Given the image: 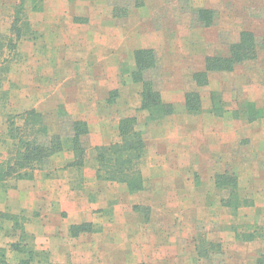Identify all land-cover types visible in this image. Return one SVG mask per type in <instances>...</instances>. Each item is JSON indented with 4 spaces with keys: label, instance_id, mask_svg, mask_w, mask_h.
Listing matches in <instances>:
<instances>
[{
    "label": "rangeland",
    "instance_id": "1",
    "mask_svg": "<svg viewBox=\"0 0 264 264\" xmlns=\"http://www.w3.org/2000/svg\"><path fill=\"white\" fill-rule=\"evenodd\" d=\"M199 9L214 13L211 27L206 28L199 22L196 13ZM101 19L105 41H100L97 35L92 37L94 41L88 40L90 33L98 31L96 27L92 29L90 22ZM244 30L253 31L258 37L261 51L257 60L244 63L233 73H212L210 85L198 87L192 79L193 73L205 67L207 56L227 55L230 45L239 41ZM158 33L164 35L162 43L156 41ZM135 37L140 39L138 43L143 40L146 47H156L149 49L156 51L158 65L148 73L147 78L154 82L163 96L165 94L168 99L179 102L177 105L184 103L187 93L196 92L207 99L204 104L208 109L212 92L219 90L227 104L225 110L231 116L235 110H241L242 103L247 101L256 103L259 108L264 107V0H0V162L8 158L12 143L8 137V119L32 110L43 115L51 135H71L73 123L79 120L88 124L89 132L91 126L93 134L87 138L84 136L82 142L86 149L84 167L91 165L93 171L96 169L93 165L96 137L108 136V141L116 139L119 118L136 117L145 137L147 134L160 136L164 133V120L146 126L147 120L140 115L143 110L140 108L134 112L132 108L133 97L136 93L141 97L142 91V85L134 83L130 75L135 65L134 55L138 50H147L131 49L133 45L135 47L131 43ZM107 56L109 59L106 61ZM262 119L254 122L243 120L237 141L231 144L225 141L229 146L221 148V153L216 150V139L212 134L205 136L194 132L187 138H181L180 133L177 138L171 134L175 137L176 146H182L187 154L179 161L184 164L189 160V150L192 155L193 167L185 174L182 172L183 183L178 181L179 184L170 185V189L183 197L179 198L180 204L177 201L163 204L144 194L135 206H129V209L140 212V223L134 225H148L153 207L165 208L170 204L169 217L164 226L168 224L172 230L184 223L186 225L187 221L194 227L190 228V236L194 235L190 254L198 253L195 245L209 242L208 238H212L210 234H215L213 243L222 245L221 253H212V259L202 260L201 263L198 259L197 264H245L250 245L240 244L242 241L237 239L236 229L252 232L264 226V210L255 205V199L264 204V200L259 199L264 196V140L257 132L259 136L250 139L253 145L247 138L248 130L256 129H249L250 124ZM16 120L18 124L22 123L20 119ZM198 124L196 121V126ZM68 144L65 151L73 153ZM224 155L231 163L222 166L224 170L220 172ZM52 157L37 171L52 170ZM74 159L75 155L64 168L55 169L52 174L56 176L60 172L81 170L68 166ZM215 164L220 167L215 168ZM226 171L237 176L240 195L248 202L237 214L222 206L221 201L229 197V191L216 185V176ZM40 175L43 176V173ZM18 182L10 179L0 186V207L10 203L13 206L8 194L16 190ZM187 186L205 200L204 212L208 218L194 221L186 215L192 208L188 197H194V194H184ZM92 188L91 197L94 200L105 190L100 185ZM143 191L147 192V189ZM111 204L115 205L116 201ZM11 208L14 209L7 207L5 214L18 217L24 230L27 228L28 236H31L26 242L42 253L41 258H49L54 264H100L106 260L101 257L100 248L87 250L86 256L78 254L74 258L70 254L67 257L66 249L60 250L56 246L53 251H56V256L60 255L56 259L62 263L55 262L53 251L38 242L39 236L47 238L50 235L37 234L38 217H29L27 212L16 215ZM129 209L126 207L127 212ZM12 224L10 220L4 222L0 247L8 250L10 262L16 264L18 259L11 251V244L20 240V231H14ZM148 231L143 234L146 238L150 236L151 241L154 239L152 235L159 234ZM94 232L95 229L91 232L93 234L82 233L83 236L78 239L73 238L79 235L73 236L70 244L79 248L92 239L100 240L101 236ZM216 233H225V238L221 237L219 242ZM140 235L143 237L142 233ZM166 235L173 237L174 232H166ZM257 241L251 247L264 250V240ZM261 257L264 258V254Z\"/></svg>",
    "mask_w": 264,
    "mask_h": 264
},
{
    "label": "crops",
    "instance_id": "2",
    "mask_svg": "<svg viewBox=\"0 0 264 264\" xmlns=\"http://www.w3.org/2000/svg\"><path fill=\"white\" fill-rule=\"evenodd\" d=\"M102 23L103 19L98 22H90L92 29L96 27L98 31L90 33L87 37L88 40L94 41L92 37L97 35L100 41H105L104 38L106 36L105 33L102 32L104 26ZM139 40L140 39L135 37V39L131 41L136 47L135 48L133 45V48H131L132 50L137 48H156L154 46L146 47L143 44V40L141 43H138ZM156 41L162 43L164 41V35L158 33V35H156ZM101 45L103 44L101 43ZM105 59L107 61L109 57L107 56ZM193 87L197 89L195 85ZM215 91L219 92V90ZM201 97L202 112L194 115L187 111L185 98L183 104L177 105L179 102L168 99L165 94L164 96L162 95L163 101L173 105L175 112L164 119L165 123L162 128L164 133L160 136H150V134H147L145 137L147 151L141 164V171L144 176L145 189H147V192L142 191L135 195L126 194L124 191L126 192L127 190L122 185L99 182L96 178V169L93 171V169L90 168L91 165H88V167L85 166L81 170H71L70 173L66 171L63 173L60 172L55 176L52 174L53 170L64 168V166L74 158L73 153L65 151L52 157L50 160L52 163V170L46 168L42 172L36 171L34 179L19 181L15 188L16 190L9 191L8 194V199L11 200L13 206H10V203L0 207V212L5 213L7 207H14V209H11L14 210V214L16 215L22 212L25 214V212H27L29 217L30 215L31 217H38L39 227L36 231L37 234H50L47 238L39 236L38 242L46 244L47 249H50V251H53L56 246H59L60 250H62V248L64 250L66 249V253H68L67 257L69 254L74 256V258L78 254L79 256H86L87 250L100 248L98 250H102L101 257L106 258L104 263L101 261L100 264H194L193 260L196 261L195 264H197L198 261L201 263L202 259L198 257V253H189L190 245H192L191 241H194V235L190 236V228L192 227L189 223L186 221V225L184 223L182 226L172 230L168 227V224L164 226L169 217L168 207L170 204L166 205L165 208L153 207L149 215V220L147 221L148 225L146 226L134 225L140 223V212L129 209V206L140 201L145 195H149L154 201L159 200L163 204L174 201L180 204L179 198L183 196H178L176 191L174 192L170 189V185L174 183L179 184V182L183 183L182 172L184 174L187 173L188 170L193 167V162L191 159V150H189L188 161L184 162V164L179 161L180 157L187 155L185 151H183L182 146H176L177 142L174 139L179 136V133L181 134V138L191 137L194 132H199V134L205 136L212 134L216 139V150L220 153L221 148L227 147L229 144L237 141L239 132L241 131L239 128L244 121L242 119L233 118L230 112L223 117L214 116L210 112L212 108L211 98L209 102L210 108L206 109L204 102L207 101V99L205 100L202 94ZM133 99L135 100L134 105L132 100H130V102L135 112L141 108V97L136 93ZM141 112H143L140 114L142 115V119L147 120L148 113L146 111ZM120 120L119 118L118 126ZM196 121L199 123L197 126ZM250 125L249 129L252 127H256V129L248 130L247 138L250 140L251 137L254 138L259 136L256 134L257 132L261 134L259 137L264 140V119L256 123H251ZM92 134L90 126V132L86 136L88 137ZM171 134H174L175 137ZM85 137L83 139H85ZM107 137L108 136L103 138L96 137L97 139L93 144L94 148L108 146L119 141V133L116 136L117 138L114 139L115 141H108ZM225 141L229 144L225 143ZM181 142L183 143V141ZM253 143L254 142L251 141L250 145H253ZM223 157L224 165H220V167L215 164V168L220 167V172L224 170L222 166L231 163L228 161V156L224 155ZM93 165L96 166L95 160ZM216 172L218 173L219 169ZM40 173H43V176H41ZM187 177L188 176H186V179ZM262 183L264 185V180ZM98 185L102 188L105 187V190H103L101 195L99 193L94 200L91 197V190L93 189L92 187H98ZM81 187L83 188L81 189ZM84 190L85 192L83 193ZM116 190L117 192L115 193L114 191ZM184 194H194V197H188V200L192 201V208L186 212V215L191 216L194 221H201L208 218V215L204 212L205 200L198 195L197 191L193 192V189L187 186ZM259 199L264 200V196H261ZM112 201H116V204H113V206L111 204ZM199 201H201V204H199ZM255 205L264 210V204L259 203L258 199H255ZM126 207H128L129 212H127ZM180 216L181 218L183 217L181 214ZM180 222L183 221L180 220ZM83 224H91L93 230L95 229L94 234H99L101 238L100 240L89 239L90 241L79 248L76 245L72 246L70 242L73 239L80 238L83 234L73 238L70 229L72 226ZM147 229L149 230L148 233L154 234L158 232L159 234L157 236L156 234H154L155 236L152 235L154 239L151 241L150 236L146 238L143 234ZM170 231L172 233L174 232L173 237H168V235H166V232ZM141 233L143 237L140 235ZM88 234L93 233H84V235ZM214 236L215 234H210V237L213 238ZM221 237L225 238V233H216V238L219 242H221ZM212 238H208L210 243L214 242ZM140 239H143V241ZM157 239L159 241L156 242ZM223 242L225 243V240H223ZM254 242L258 241L240 243L246 245V247L250 245L245 264H259V260L264 259L261 257V255L264 254V250L251 247ZM196 248H198V246L196 247L195 245V251ZM52 253L54 254V261L62 263L61 260L56 259L57 256L60 255L56 256V251ZM66 253L64 254L65 257ZM190 257L193 258L190 259ZM109 258H111V260H108ZM148 261H150V263Z\"/></svg>",
    "mask_w": 264,
    "mask_h": 264
},
{
    "label": "trees",
    "instance_id": "3",
    "mask_svg": "<svg viewBox=\"0 0 264 264\" xmlns=\"http://www.w3.org/2000/svg\"><path fill=\"white\" fill-rule=\"evenodd\" d=\"M199 22L204 27L213 25V14L211 10L199 9L197 12ZM261 51V44L257 35L250 30H244L237 43L231 44L227 55L207 56L205 67L195 71L192 75L193 81L198 87L210 85V74L212 73H233L237 67L249 61L257 60ZM135 65L131 71V79L134 83L142 85L141 110L147 111L149 116L146 126L152 123L162 122L165 118L174 113V107L163 101L162 94L157 90L154 82L147 78L150 71L157 68L158 60L155 50H138L134 55ZM226 102L222 93L212 92L211 114L216 117H223L228 113ZM242 109L235 110L232 117L235 119L249 120L254 122L264 118V107L259 108L254 102L242 103ZM186 107L190 114L202 112L201 96L196 92L186 95ZM16 119L21 120L18 124ZM8 137L11 139L9 156L4 162H0V186L5 185L10 179L16 181L32 180L35 172L43 168L45 163L54 155L66 150V144L74 153V161L68 165L71 167H84L86 149L82 139L89 133L88 124L84 121L73 123L72 134L63 137L51 135L43 115L35 110L24 113L19 117L8 119ZM119 141L108 146H101L95 149L96 176L101 182L119 184L131 193H139L145 188V180L141 171V162L147 151L145 132L141 128L139 120L134 117L122 118L118 126ZM216 185L222 190L229 191V197L223 198L221 204L237 214L241 207L248 202L240 195L238 178L235 174L226 171L216 176ZM13 222V230L20 231V240L11 244V251L17 255L16 264H54L49 258L43 259L42 253L38 252L35 246L28 244L31 236H28L26 229L18 217L0 212V232L5 230L4 222ZM93 231L91 224L72 226L70 233L78 236L82 233ZM236 237L242 242H253L258 239L264 240V226L254 229L252 232H239L236 229ZM198 246V255L202 260L212 259V253H221L222 245L219 243L201 242ZM8 250L0 247V264H14L8 258ZM264 264V259L259 260Z\"/></svg>",
    "mask_w": 264,
    "mask_h": 264
}]
</instances>
